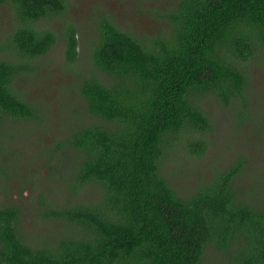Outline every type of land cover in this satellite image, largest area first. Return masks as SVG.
<instances>
[{"label": "trees", "instance_id": "trees-1", "mask_svg": "<svg viewBox=\"0 0 264 264\" xmlns=\"http://www.w3.org/2000/svg\"><path fill=\"white\" fill-rule=\"evenodd\" d=\"M69 4L0 0V14L11 6L15 16L0 42V174L6 132L46 121L20 93L22 81L60 42L68 67L81 63L75 24L57 33L39 27L66 18ZM153 16L162 29L140 36L96 15L92 70L74 94L89 119L62 136L51 158L72 159L53 177L68 197L40 195L35 209L61 228L28 235L25 210L0 201V264H264V203L237 185L245 159L199 174L189 192L164 172L184 156L208 154L212 102L249 120L252 68L264 64V0H175ZM253 115L264 131V101Z\"/></svg>", "mask_w": 264, "mask_h": 264}, {"label": "rangeland", "instance_id": "rangeland-1", "mask_svg": "<svg viewBox=\"0 0 264 264\" xmlns=\"http://www.w3.org/2000/svg\"><path fill=\"white\" fill-rule=\"evenodd\" d=\"M174 2L175 0H70L66 18L45 20L39 24V27L56 33L63 30L68 22L75 24L79 30L81 63L73 69L68 67L63 42L39 61L42 64L41 71L25 78L19 91L26 99L38 104L37 107L46 116L45 124L41 126L32 123L29 126L13 127L6 132L2 142L8 166L4 165L2 169L5 174H0V201L14 202L25 210V229L28 235L55 234V228H61L60 224L55 225L50 220L38 218L35 209L38 208L40 195H45L51 202H65L66 196L68 197L53 177L72 159L62 154L54 158L56 162L53 165L51 158L62 136L71 131L72 127L84 125L89 119L85 106L74 94L78 88V78L92 70L88 57L96 41V15L106 13L115 18L125 30L140 36L151 35L163 27L153 13L167 11L173 7ZM14 28V9L5 6L0 14V42ZM252 76V109L247 113L249 120L243 123L239 120L237 111L223 110L212 102L207 109L214 124L211 133L214 144L210 146L208 154L199 160L184 156L183 160L170 162L165 167L164 172L176 175L172 179L186 188L187 192L191 188L190 180L199 174L204 173L208 177L215 169L222 170L237 157H242L248 164L237 185L244 188L253 202L264 203V131L259 129L253 115V110L257 111L262 107L264 101L263 63L252 68ZM75 110H79L78 116ZM87 196L93 197L92 192ZM212 261L213 264H221L218 257H214Z\"/></svg>", "mask_w": 264, "mask_h": 264}]
</instances>
